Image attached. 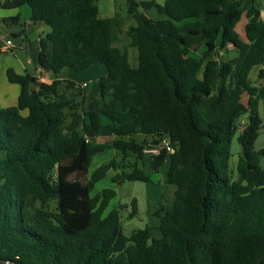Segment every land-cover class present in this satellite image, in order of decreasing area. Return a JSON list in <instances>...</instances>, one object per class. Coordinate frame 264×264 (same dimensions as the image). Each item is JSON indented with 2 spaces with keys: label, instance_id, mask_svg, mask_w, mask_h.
<instances>
[{
  "label": "trees",
  "instance_id": "obj_1",
  "mask_svg": "<svg viewBox=\"0 0 264 264\" xmlns=\"http://www.w3.org/2000/svg\"><path fill=\"white\" fill-rule=\"evenodd\" d=\"M96 1H0L27 4L31 20L49 27L40 70L105 68L95 88L57 78L34 88V75L6 70L19 94L16 105L0 106V261L264 264V148L253 147L264 127V87L250 78L264 65L256 0H128L124 30L126 17H101ZM152 7L160 17L142 11ZM242 14L244 39L235 31ZM120 33L126 45L116 44ZM109 138L115 156L89 173ZM163 140L172 150L149 161L157 172L168 160L175 190L151 212L159 237L149 226L126 235L118 208H109L112 186L153 182L138 161ZM110 171L113 185L93 192Z\"/></svg>",
  "mask_w": 264,
  "mask_h": 264
},
{
  "label": "rangeland",
  "instance_id": "obj_2",
  "mask_svg": "<svg viewBox=\"0 0 264 264\" xmlns=\"http://www.w3.org/2000/svg\"><path fill=\"white\" fill-rule=\"evenodd\" d=\"M127 1L128 0H97V6L99 10V15L101 17H113L115 15H120L122 17H126L127 14ZM255 7L260 9L261 12V19L264 20V0H257L255 1ZM155 18V17H153ZM132 22L130 18L124 20L123 30L127 27V25ZM246 23L245 14L241 15L240 20L235 25V31L240 35L242 39H244V27ZM3 27V25H1ZM127 38L123 33L118 35V41L116 44L118 46L126 45ZM17 54L18 60H25L26 58V51L22 49V47H18L15 50ZM12 54L7 53H0L2 57V62L7 63L5 60L8 59L7 57ZM233 53H228L227 56H232ZM129 56L131 60H134V52L129 49ZM12 62V61H11ZM98 65V64H96ZM91 66L85 70L81 71H73L69 68H66L68 71L73 73L79 78V82L81 80H85L90 88H95L97 85V80L100 76L105 74L102 67L101 72L99 71V66ZM264 70V68L262 69ZM251 80L253 81L254 85L257 87H264V81L261 76L254 77V74L250 76ZM242 100L245 102L246 97H243ZM259 111L262 114V104L259 106ZM246 116L242 117L244 121H246ZM243 125V124H242ZM238 132L233 136L230 150L232 156L230 158L231 167L235 166V163L238 158V153L241 152V145L237 140ZM253 147L255 150H259L264 148V127L259 128V134L257 139L255 140ZM149 152H145V157L142 160L138 161V166L143 169L146 175H149L153 182H143V181H129L124 180L119 184L113 185L110 180V176L114 173L110 171L106 177L101 179L100 181L96 182L94 185L93 192H97L106 187H114L116 191L115 197L111 200L109 204V208L117 207L120 214V222L122 226V231L124 234L129 235L130 232L134 229H142L145 226L152 227L150 230L151 236L159 237V230L158 226V218L151 214L152 210L155 206L159 203L167 204L170 203L173 198V192L175 190V186L172 184H168L166 181V170L168 167V160L163 163L157 172L153 171L152 165L149 161L150 157ZM115 156V151L112 149L106 150L103 153L97 154L92 157V160L88 166V171L91 173L98 165L108 161L109 159ZM119 159V158H118ZM134 157H128L125 159V163H130L133 161ZM261 165L264 166V158L261 160ZM133 200L135 201V210L133 211Z\"/></svg>",
  "mask_w": 264,
  "mask_h": 264
},
{
  "label": "crops",
  "instance_id": "obj_3",
  "mask_svg": "<svg viewBox=\"0 0 264 264\" xmlns=\"http://www.w3.org/2000/svg\"><path fill=\"white\" fill-rule=\"evenodd\" d=\"M2 1V0H0ZM147 1V0H145ZM164 0H156L157 3H162ZM257 1V0H256ZM260 10V9H259ZM144 14L148 17H160L161 15L157 12L155 8H147L142 10ZM260 10V16H261ZM18 17L17 21H9L10 17ZM3 25V27L1 26ZM49 31V27L43 22L31 20V10L27 4L15 8H4L0 6V53L12 54L7 57L3 63L2 57L0 56V106H14L17 102V97L19 94V86L15 83H11L7 80L6 70L12 68L15 72L23 74L29 73L36 77V82L33 85L37 88L38 84L41 82H49L52 79L73 80L76 83L82 85L87 83L85 80L79 82V78L73 75L66 68L62 69L56 76L51 72L40 70L38 68V54H39V40L41 37L45 36ZM7 38H11L12 41L17 45L12 51H4L3 43ZM18 47H22L26 51L25 60L17 61V54L15 50ZM12 61V62H11ZM98 64V65H96ZM100 63L92 64L91 66H99ZM102 65V64H100ZM90 66V67H91ZM103 66V65H102ZM101 72L102 67H98ZM104 68V66H103ZM264 65L254 66L250 71V76L254 74V77L261 76L264 81ZM105 71V68L103 69ZM63 84L60 86L62 87ZM106 143V150L112 149L110 145L111 139L103 140ZM105 150V151H106Z\"/></svg>",
  "mask_w": 264,
  "mask_h": 264
},
{
  "label": "built area",
  "instance_id": "obj_4",
  "mask_svg": "<svg viewBox=\"0 0 264 264\" xmlns=\"http://www.w3.org/2000/svg\"><path fill=\"white\" fill-rule=\"evenodd\" d=\"M16 46L17 45L12 41L11 38H7L4 41L2 48H3L4 51L9 52V51H12L13 48L16 47ZM85 84L86 83H83V85H85ZM162 148H165L167 151H171L172 150L169 142L166 141V140H163L162 143L158 144L154 148H149V149L145 150V152H149L151 154H157L160 151V149H162Z\"/></svg>",
  "mask_w": 264,
  "mask_h": 264
},
{
  "label": "water",
  "instance_id": "obj_5",
  "mask_svg": "<svg viewBox=\"0 0 264 264\" xmlns=\"http://www.w3.org/2000/svg\"><path fill=\"white\" fill-rule=\"evenodd\" d=\"M0 264H9V262L8 261H5V262L0 261ZM13 264H17V263H13Z\"/></svg>",
  "mask_w": 264,
  "mask_h": 264
}]
</instances>
